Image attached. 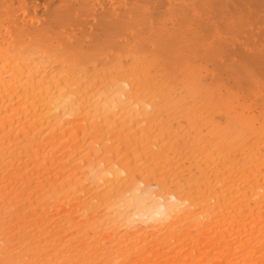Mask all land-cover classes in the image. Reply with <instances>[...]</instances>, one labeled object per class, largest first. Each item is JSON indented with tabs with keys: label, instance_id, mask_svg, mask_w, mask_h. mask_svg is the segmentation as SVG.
Returning a JSON list of instances; mask_svg holds the SVG:
<instances>
[{
	"label": "bare ground",
	"instance_id": "bare-ground-1",
	"mask_svg": "<svg viewBox=\"0 0 264 264\" xmlns=\"http://www.w3.org/2000/svg\"><path fill=\"white\" fill-rule=\"evenodd\" d=\"M259 12L0 0V264H264Z\"/></svg>",
	"mask_w": 264,
	"mask_h": 264
},
{
	"label": "rangeland",
	"instance_id": "rangeland-1",
	"mask_svg": "<svg viewBox=\"0 0 264 264\" xmlns=\"http://www.w3.org/2000/svg\"><path fill=\"white\" fill-rule=\"evenodd\" d=\"M244 1V3H246V0H243ZM248 2V1H247ZM260 11H261V9H260ZM263 12H259V14L260 15H257V16H255V17H249V16H245L243 19L241 18V21L240 22H249L250 24H251V27H253L254 26V28H261V26H263L260 30H264V13L262 14ZM225 16V17H224ZM225 18H227L226 17V15H223V37H226V36H228V34L230 33L229 31H231L229 28L230 27H228L229 25V23L232 21L231 19V21L229 22V20H226ZM229 19V18H228ZM235 19V18H234ZM250 19V20H249ZM240 20V19H239ZM263 20V21H262ZM261 23V24H260ZM258 24V25H257ZM258 27H257V26ZM226 26H227V28H226ZM260 26V27H259ZM229 32V33H228ZM256 73H257V75H258V77H259V79L261 80V82L264 84V70H258V69H256Z\"/></svg>",
	"mask_w": 264,
	"mask_h": 264
}]
</instances>
